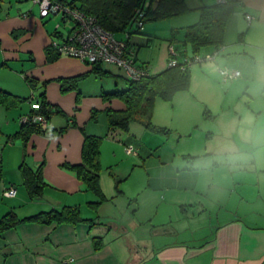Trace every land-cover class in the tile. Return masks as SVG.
<instances>
[{"label": "crops", "instance_id": "obj_1", "mask_svg": "<svg viewBox=\"0 0 264 264\" xmlns=\"http://www.w3.org/2000/svg\"><path fill=\"white\" fill-rule=\"evenodd\" d=\"M45 22L38 12L32 13V8L0 20V66H6L4 59H18V51L28 53L32 61L37 58L34 69L40 70V78L44 80V100L62 110L71 122L63 134L55 139L50 137L47 142L44 128L48 124L42 131L30 133L22 147L17 145L18 160L22 159L18 167L16 162L6 160L10 152L0 139V176L5 182L2 190L13 187L16 191L12 197L2 194L5 198L0 200V217L13 211L21 220L0 232V264H264V0H239L227 19L220 50L225 53L222 58L225 66L238 69L242 76L241 80L240 77L235 82L232 80L227 93L238 84L244 90L241 98L248 103L247 122L253 123L249 146L259 148V158L252 151L251 158L235 162L237 170L229 176L212 173L206 177L184 167L165 178L159 188L148 177L147 187L153 191L149 193L155 212L151 211L142 229L130 216L101 223V219L111 218V213L100 210L103 203H110L109 199L105 196L100 199L74 170L63 166L65 162H81L83 135L78 128L91 117L93 110L105 111L108 105L98 94L85 106L86 115L80 119L79 110L63 104V99L77 100V90L83 85V78L92 74L91 68L65 55L47 62L44 50L53 31L45 28ZM166 64L167 61H161L154 70L149 67L153 74L165 69ZM204 66L214 78L213 64ZM75 76L80 77L77 89L62 92L57 79ZM0 88L21 97L22 87L5 74L0 79ZM31 96L34 98L33 93ZM124 107L116 109L124 110ZM36 108L37 105L31 106L29 112ZM7 109H13L6 116L7 123H14L16 128L18 121L20 128V119L27 113L14 107ZM40 165L44 186L40 195H32L24 182V173L30 174ZM4 168L7 171L13 168L17 176L7 177ZM93 202L101 203L96 213L89 207ZM141 202L140 199L137 206ZM63 206H77L81 217L90 222L22 221ZM160 211L163 218L153 221ZM93 238L101 239L97 250Z\"/></svg>", "mask_w": 264, "mask_h": 264}, {"label": "rangeland", "instance_id": "obj_2", "mask_svg": "<svg viewBox=\"0 0 264 264\" xmlns=\"http://www.w3.org/2000/svg\"><path fill=\"white\" fill-rule=\"evenodd\" d=\"M184 1L188 7L187 11L158 20H146L141 31L137 30L136 24H131L115 36L128 40L129 47L136 52V60L149 64L152 70L161 61L164 63L167 61L169 54L165 46L169 42H173L177 49V58L181 60L185 53L192 52L189 45L182 43L186 26L198 21L199 8L202 5L214 4L215 0ZM148 2L149 0H146L145 7ZM29 8H32L33 14L37 12L39 14V5L32 0H0V20L7 16H17ZM45 21L46 29L53 31L56 25L60 24L61 31L67 30L59 15L46 17ZM199 52L201 56H205L213 53L214 48L209 45L203 46ZM18 53V59L3 60L6 66H0V79L5 74L11 82L24 89L20 90L19 95L25 99L18 107H14V110L28 114L31 106L37 105V108L39 106L40 94L44 91V80L40 78V70L34 69L38 65L37 58L32 61L28 53L21 51ZM224 56L225 53L220 51L214 60L191 63L188 67L189 89L177 91L171 99L156 97L151 112L141 108L131 114L126 130L109 127L107 110H95L94 118L89 117L83 121L81 129L78 128L82 135L85 133L101 137L99 186L102 195L107 197L110 203L103 201L100 210L101 213L106 211L111 213V218L101 219V223L110 220L120 221L123 217L130 216L131 219L138 221L141 225L139 228L142 229L151 213L155 212L149 193L153 191L147 187L148 177L159 188L161 182H165V178L174 176L178 170L181 172L184 167L191 172L192 170L198 172L201 176L207 177L212 173L229 176L232 171L237 170L235 162L251 158L252 151L255 158H259L261 152L259 148L252 149L249 146L253 123L247 122L248 103L245 98H241L243 95L241 91L244 90L238 84L227 93V88L236 80L223 82L218 72V67L225 66L222 60ZM207 63H212L215 68L213 74L215 80L205 71L204 64ZM101 69L103 73H92L83 78L84 83L83 85L81 83V88L77 90L79 92L77 100L70 102L63 99V104L67 108L69 106L73 110L75 107L76 111H80V119L86 115L85 106L93 102L98 94L107 102V109L115 117L124 116V110L116 108L125 106V102L106 93L126 89L128 78L123 70L115 65L102 63ZM241 78L242 76L239 79ZM32 93L34 98L31 96ZM84 94L89 96L83 98ZM103 94H106V97ZM9 110L13 109H7L0 104V139L6 145V151L10 152L6 160L12 164L16 162L18 167L22 159L18 160L17 145L22 147L24 142L17 134L18 121L16 120V128L14 123H7L6 116ZM68 119L70 118L63 112L50 114L47 119L48 125L44 128L46 142L49 141L48 138L55 139L56 135L65 132L67 124L71 123ZM56 143L59 145V140H56ZM127 146H132L136 154H127L125 151ZM4 175L10 178L17 176L13 168L8 171L4 168ZM4 184L0 176V200L5 198L1 192ZM159 195L161 197L162 193ZM140 199L142 202L137 206ZM100 204L93 202L89 207L96 213L95 209ZM162 212L160 211L159 216L153 218V221L156 218H163Z\"/></svg>", "mask_w": 264, "mask_h": 264}, {"label": "trees", "instance_id": "obj_3", "mask_svg": "<svg viewBox=\"0 0 264 264\" xmlns=\"http://www.w3.org/2000/svg\"><path fill=\"white\" fill-rule=\"evenodd\" d=\"M64 2L86 15L94 16L97 23L103 29L114 35L124 31L131 24H136L137 30H143L138 28L137 22L139 20L144 23L146 20H158L188 10L184 0H149L147 7H145L146 0H64ZM238 2L239 0H218V2L211 5H202L199 8L200 15L198 21L185 28L182 43L190 46L191 53L198 52L203 46L212 45L215 48L220 47L223 43L227 19ZM53 34H55V30H53L51 36ZM126 36L128 39L129 33ZM123 41L129 47L128 40ZM44 51L47 62H53L60 55L50 44L45 47ZM134 54L136 58V53L134 52ZM141 64L147 63L141 62ZM89 66L91 68L90 72L93 74H101L104 72L101 69V64H92ZM79 79L80 77L75 76L59 78L57 80L60 85V90L65 92L77 89V81ZM189 84V69L188 67L183 69L180 65L166 66L162 71L149 74L138 80L128 79L126 89L106 93L119 97L125 102L126 106L124 116L120 117H115L107 109L109 127H119L126 130L132 113L137 112L141 108L151 112L156 97L171 99L177 91L188 89ZM106 94L103 95L106 97ZM40 95L41 100L39 101L38 108L36 110L32 109L28 114H43L46 119H49L51 113L62 112L55 105L47 103L44 100L43 93ZM24 99V97L11 94L0 88V104L6 108L18 106ZM94 111L91 112V117L93 118L95 117ZM42 129L43 127L37 123H30L29 121L21 122L17 134L22 137L25 143L30 133L40 132ZM100 143L101 137L83 133L81 162L77 164L65 162L63 166L74 170L77 177L89 190L95 193L100 199H104L99 186ZM41 169L42 166L40 165L36 171L30 174L24 173V182L32 195H40L44 186ZM20 221L13 211L5 213L0 217V232L16 226ZM22 221L37 223L56 222L58 224L90 222L89 219L81 217L77 206H63L60 209L40 212L25 217ZM100 243V238H93L95 250L100 248Z\"/></svg>", "mask_w": 264, "mask_h": 264}, {"label": "built area", "instance_id": "obj_4", "mask_svg": "<svg viewBox=\"0 0 264 264\" xmlns=\"http://www.w3.org/2000/svg\"><path fill=\"white\" fill-rule=\"evenodd\" d=\"M39 5V15L46 18L51 15H59L62 23L67 26L64 32L59 29L60 24L55 27V34L50 38L49 44L60 55L75 58L83 63L115 65L123 70L130 80H138L152 74L148 64L139 63L134 57V51L127 47L126 43L115 37V35L103 29L94 16L86 15L74 7L69 6L64 0H32ZM246 20H250L249 15H245ZM138 28L143 29V23L137 22ZM169 57L167 66L180 65L181 68L189 67L191 63H201L207 60H214L220 52L221 46L215 48L213 53L201 56L198 52L187 54L179 60L177 49L173 43L167 46ZM186 50L184 49L183 52ZM222 81H232L240 77L238 69L221 66L218 67ZM37 123L41 127L46 126L47 119L43 114H26L20 122ZM127 154H136L132 146L125 148ZM15 189L8 187L2 194L7 197L15 195Z\"/></svg>", "mask_w": 264, "mask_h": 264}]
</instances>
